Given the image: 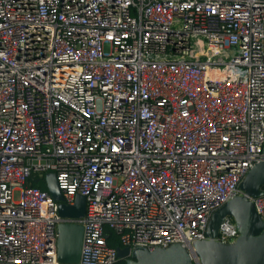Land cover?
I'll list each match as a JSON object with an SVG mask.
<instances>
[{
	"label": "built area",
	"instance_id": "1",
	"mask_svg": "<svg viewBox=\"0 0 264 264\" xmlns=\"http://www.w3.org/2000/svg\"><path fill=\"white\" fill-rule=\"evenodd\" d=\"M262 159L264 0H0V264H63L64 221L78 264L119 261L107 227L192 251ZM33 172L86 214L61 217ZM238 236L227 215L216 239Z\"/></svg>",
	"mask_w": 264,
	"mask_h": 264
},
{
	"label": "water",
	"instance_id": "2",
	"mask_svg": "<svg viewBox=\"0 0 264 264\" xmlns=\"http://www.w3.org/2000/svg\"><path fill=\"white\" fill-rule=\"evenodd\" d=\"M47 190L59 202L61 217L81 218L86 214L87 199L77 194L74 204L64 202V194L53 172L45 174ZM240 187L243 193L227 201L210 216L207 238L194 241L190 251L180 243L155 246H117L119 259L126 264H264V221L250 196L264 193V159L246 173ZM227 215L238 226L239 236L233 242L217 240L219 227ZM58 258L63 264H78L84 237L80 222L64 221L58 225Z\"/></svg>",
	"mask_w": 264,
	"mask_h": 264
},
{
	"label": "trees",
	"instance_id": "3",
	"mask_svg": "<svg viewBox=\"0 0 264 264\" xmlns=\"http://www.w3.org/2000/svg\"><path fill=\"white\" fill-rule=\"evenodd\" d=\"M28 182L32 185L39 186L42 189H47L46 182H45V176L39 174L38 172H33L32 175L29 177ZM106 233L108 234V243L111 246H119L121 245L119 234L116 233L115 230L112 228L107 227ZM115 264H126L125 260H119Z\"/></svg>",
	"mask_w": 264,
	"mask_h": 264
},
{
	"label": "flooded vegetation",
	"instance_id": "4",
	"mask_svg": "<svg viewBox=\"0 0 264 264\" xmlns=\"http://www.w3.org/2000/svg\"><path fill=\"white\" fill-rule=\"evenodd\" d=\"M120 260V259H119ZM123 260V259H122Z\"/></svg>",
	"mask_w": 264,
	"mask_h": 264
}]
</instances>
